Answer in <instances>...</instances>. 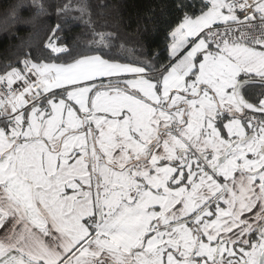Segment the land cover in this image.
<instances>
[{
	"label": "snow or ice",
	"instance_id": "obj_1",
	"mask_svg": "<svg viewBox=\"0 0 264 264\" xmlns=\"http://www.w3.org/2000/svg\"><path fill=\"white\" fill-rule=\"evenodd\" d=\"M5 7L57 21L0 57V264H264V0L150 10L142 59Z\"/></svg>",
	"mask_w": 264,
	"mask_h": 264
},
{
	"label": "trees",
	"instance_id": "obj_2",
	"mask_svg": "<svg viewBox=\"0 0 264 264\" xmlns=\"http://www.w3.org/2000/svg\"><path fill=\"white\" fill-rule=\"evenodd\" d=\"M171 2L172 0H35L34 4V0H0V57L11 55L18 45L37 43L43 29L57 21L55 9L50 8V17H35V23L30 29L22 28L18 38L11 37L3 31L7 27L9 15L5 5L15 6L17 11L27 14L28 9H34L36 4H67L64 20L69 36H76L83 43L88 42V37L94 32H103L121 56L142 59L141 53L147 50V46L162 39L161 33L154 31L151 24H146V15L150 10H155L159 16L161 8Z\"/></svg>",
	"mask_w": 264,
	"mask_h": 264
}]
</instances>
